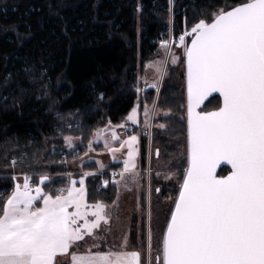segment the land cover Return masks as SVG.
<instances>
[{
	"label": "snow or ice",
	"instance_id": "obj_1",
	"mask_svg": "<svg viewBox=\"0 0 264 264\" xmlns=\"http://www.w3.org/2000/svg\"><path fill=\"white\" fill-rule=\"evenodd\" d=\"M172 43L160 41L165 56L180 62ZM178 43L186 62L187 167L179 170L178 195L166 218L156 264H264V0L217 7L185 28ZM166 63L158 62L161 78ZM2 86H8V78ZM40 86L46 87L43 79ZM214 93L222 103L204 107ZM156 111V105L145 109L146 123ZM171 112L169 108L164 115ZM127 119L139 122L135 108ZM64 139L74 147L71 136ZM137 143L138 137L129 135L121 144L127 146L128 159L116 184L123 180L127 186L138 179ZM222 163L230 165L227 174H218ZM17 165L11 159L9 166ZM13 179L14 186L0 194V264H60L58 258L64 256L70 258L68 264H141V252L128 251L126 239L119 249L99 250L103 235L111 231L112 211L103 200L89 201L83 177L80 187L69 176L66 186L51 190H46L52 183L48 175L37 183L26 172ZM85 237L91 243L81 251ZM147 260L152 264L150 206Z\"/></svg>",
	"mask_w": 264,
	"mask_h": 264
},
{
	"label": "trees",
	"instance_id": "obj_2",
	"mask_svg": "<svg viewBox=\"0 0 264 264\" xmlns=\"http://www.w3.org/2000/svg\"><path fill=\"white\" fill-rule=\"evenodd\" d=\"M240 2L0 0V194L14 186V176L25 172L34 183L41 175L51 177L46 190L66 186L68 164L88 152L98 130L123 125L138 104L143 109L155 103L156 89L145 92L143 87L140 94L137 88L146 66L160 52V41L169 39L170 14L172 34L178 38L203 14ZM25 68L31 71L26 73ZM42 79L46 87L40 86ZM179 92L169 85L156 102L158 110L173 112L163 119L168 129L152 136L170 154V142L186 134V126L173 121L184 107L185 97ZM218 104L220 99L213 98L205 107ZM137 131L134 128L131 134ZM67 136L80 140L77 147L68 149ZM147 143L144 137L143 158ZM13 158L16 167L9 166ZM118 166L112 164L107 171ZM83 167L85 172L99 171L96 162ZM107 171L88 177L90 202L115 199L116 187L102 185L109 178ZM171 184L170 196H177Z\"/></svg>",
	"mask_w": 264,
	"mask_h": 264
},
{
	"label": "rangeland",
	"instance_id": "obj_3",
	"mask_svg": "<svg viewBox=\"0 0 264 264\" xmlns=\"http://www.w3.org/2000/svg\"><path fill=\"white\" fill-rule=\"evenodd\" d=\"M173 15L170 14L171 20L169 18V28H172L173 33ZM170 30V29H169ZM184 32V31H183ZM173 43L169 45L172 52H174L178 57L180 62L173 63L172 59L165 56V49L161 47L159 54L155 59H153L147 66L143 79L140 80L137 91L140 94L143 93V87L146 89H156V96L154 100V105L158 101V97H161L167 86L172 85L177 88L185 97L183 109H179L174 117L173 121H178L186 126V100H187V90H186V62L183 56V49L178 43V38L173 35ZM170 39V36H169ZM168 39V40H169ZM167 61L166 70L161 78L160 73L157 71L158 62ZM153 85H158L154 87ZM178 93V94H179ZM152 107L145 106L141 109L140 104L136 105L135 109L138 112V123H133L127 120L123 125L119 126H106L103 129L97 131L95 137L88 149V152L82 156L85 161H96L100 168L98 172H90L93 174H103L107 171L108 167L112 164H118V168L107 171L109 174L108 184L112 187L115 186V199L116 206L112 207L113 201L107 202L112 211L111 220V231L103 235L101 241L99 242V250L105 249L112 246L119 249L122 242L126 239L128 242V251L138 250L141 252V264H148L147 260V231H148V209L151 207V227L153 231V261L152 264H156L155 256L157 254V249L161 246L162 234L166 228V218L169 216V210L173 206V201L177 196H170L173 191L167 188V185H173L179 190V185L181 182V171L182 168H186V150H187V126L186 134L182 138H175L170 142V149L173 154L165 150L161 146V142L157 138L152 137L154 134H160L168 129L161 128L159 125L164 122L163 110H158L149 120L145 122L144 112L145 109L149 111ZM216 105L208 107V109L214 108ZM173 115V112L169 114ZM168 115V116H169ZM136 128L138 131L136 134H131L133 129ZM129 135H136L138 137V143L135 145L138 152L135 157L137 163V169L139 176L135 182H129L125 186V181L121 180L120 184H116L115 180L119 179V173L124 167L123 162L128 159L127 157V146L121 147ZM144 137L147 138V148L145 153V158L142 152V145ZM105 140H107V146L105 145ZM79 139L73 138L74 147H69L67 142L66 145L69 150L74 149L79 144ZM101 146L102 149L97 148ZM96 146V147H95ZM110 149H115L112 151ZM159 149V156L156 155V150ZM80 161L81 158H79ZM79 160L71 161L68 164V173L64 176L77 181V187H80L79 181L83 177L84 186L90 175H84V165L87 163H81ZM67 167V166H66ZM93 173V174H92ZM159 173V175L157 174ZM114 174H117L114 177ZM126 176L129 174H125ZM170 175V178H166ZM17 176V175H16ZM32 177V176H31ZM22 181V176L19 177ZM32 177V181H33ZM51 179V177H50ZM106 180V179H104ZM103 180V181H104ZM103 186H105L102 183ZM149 186L151 188V193L149 197ZM106 187V186H105ZM159 188L160 191L157 192L156 189ZM170 191V192H169ZM169 193V195H166ZM91 237H85L84 241L80 242V250H87L89 244L91 243ZM136 241V243H135ZM97 250V249H93Z\"/></svg>",
	"mask_w": 264,
	"mask_h": 264
},
{
	"label": "water",
	"instance_id": "obj_4",
	"mask_svg": "<svg viewBox=\"0 0 264 264\" xmlns=\"http://www.w3.org/2000/svg\"><path fill=\"white\" fill-rule=\"evenodd\" d=\"M213 98H219L220 101H221V103H222V97H220L218 93H214L210 97H208L207 100L204 101V105L203 106L205 107L208 104V102L211 99H213ZM224 169H227V170L230 169V165H228L226 163H222L221 166H220V168H218V170H217L218 171V174H221Z\"/></svg>",
	"mask_w": 264,
	"mask_h": 264
},
{
	"label": "crops",
	"instance_id": "obj_5",
	"mask_svg": "<svg viewBox=\"0 0 264 264\" xmlns=\"http://www.w3.org/2000/svg\"><path fill=\"white\" fill-rule=\"evenodd\" d=\"M78 160H79V159H78ZM81 160H82V161L79 160V162H81V163H83V164H84V163H90V162H91V161H89V162H88V161H85V160H83V158H81ZM93 162H96V161H93ZM96 163H97V162H96ZM97 164H98V163H97ZM98 166H99V164H98ZM99 168H100V166H99ZM88 173H90V172H88ZM92 174H93V173H92ZM85 185H86V183H85ZM101 250H105V249H101ZM69 259H70V258H69L68 256H64V257H59V258H58V260L60 261V264L63 263L64 261H68V262H69Z\"/></svg>",
	"mask_w": 264,
	"mask_h": 264
},
{
	"label": "built area",
	"instance_id": "obj_6",
	"mask_svg": "<svg viewBox=\"0 0 264 264\" xmlns=\"http://www.w3.org/2000/svg\"><path fill=\"white\" fill-rule=\"evenodd\" d=\"M172 28H170V40H172L173 41V37H172Z\"/></svg>",
	"mask_w": 264,
	"mask_h": 264
}]
</instances>
